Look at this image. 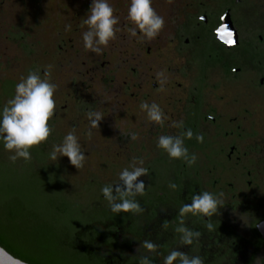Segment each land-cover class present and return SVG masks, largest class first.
Instances as JSON below:
<instances>
[{
    "label": "flooded vegetation",
    "instance_id": "obj_1",
    "mask_svg": "<svg viewBox=\"0 0 264 264\" xmlns=\"http://www.w3.org/2000/svg\"><path fill=\"white\" fill-rule=\"evenodd\" d=\"M168 1L182 21L168 30L162 46L160 36L145 40L144 52L150 56L168 46L171 57L158 66L161 75L140 73V88L149 83L164 113L163 125L147 117L140 125L146 133L137 159L148 174L138 176L145 191L136 200L143 211L113 213L102 193L86 194L85 200L96 201L88 204L75 196L74 206H84L80 216L90 215L77 250H86L94 264H137L142 255L162 264L172 248L199 255L204 264H255L256 257L264 264V238L256 227L264 221V210L258 214L264 190V0ZM227 19L231 27H222ZM149 98L141 94L143 101ZM181 120L183 127H176ZM189 128L193 137L184 145L196 155L191 166L156 145L160 135L183 138ZM204 190L223 193L224 205L210 218L187 214L186 226L201 236L181 245L174 231L178 209ZM209 222L213 230L205 227ZM143 240L156 244V251L143 249Z\"/></svg>",
    "mask_w": 264,
    "mask_h": 264
},
{
    "label": "rangeland",
    "instance_id": "obj_2",
    "mask_svg": "<svg viewBox=\"0 0 264 264\" xmlns=\"http://www.w3.org/2000/svg\"><path fill=\"white\" fill-rule=\"evenodd\" d=\"M160 1L151 0V7L164 18L157 35L164 39L182 17L174 13L172 2ZM108 2L118 24L114 26L115 37L106 46H99L102 51L97 54L83 47L81 36L88 30L83 20L91 0H0V106L12 98L16 83L29 71L38 70L42 78L56 84L54 115L48 121L51 133L40 143L42 150L48 154L66 133L74 131L85 155L78 169L66 156L57 161L48 157L45 164L32 157L28 161L18 158L12 164L11 190L41 215V222L52 223L56 213L53 207L59 203L78 209L77 213L69 210L59 220L58 229L62 226L76 231L90 219V215L80 216L84 206H74L75 196L82 204L96 202L93 198L99 197L103 185L122 183L118 181L121 169L139 167L140 139L146 133L140 125L147 119L140 104L153 103L156 92L149 83L140 88V73L156 75L158 66L171 57L168 46L146 56L143 33L137 29L135 36L130 35L129 30L135 27L127 17L130 0ZM243 14L247 16L245 10ZM66 25H70L68 30ZM143 93L150 98L143 101ZM88 111L101 113L98 127L90 126ZM40 145H33L29 151L40 152ZM2 153L11 162L10 152L3 148ZM60 185L64 193H60ZM48 191L57 199L56 206L47 204ZM90 192L93 198L85 200ZM259 192L258 214L264 210V190ZM237 219L243 226V217Z\"/></svg>",
    "mask_w": 264,
    "mask_h": 264
},
{
    "label": "clouds",
    "instance_id": "obj_3",
    "mask_svg": "<svg viewBox=\"0 0 264 264\" xmlns=\"http://www.w3.org/2000/svg\"><path fill=\"white\" fill-rule=\"evenodd\" d=\"M127 17L135 25L129 30L132 36H135L139 29L146 39L155 38L164 25V18L151 7V0H130ZM83 24L88 26V30L81 34L83 47L99 54L102 51L99 46H106L109 40L115 37L114 26L118 24V17L113 15V8L108 0H91ZM69 28L70 25H66V30ZM94 36L95 41L93 40ZM44 75L47 77V73ZM161 83L163 84V81ZM55 89L56 84L51 83L47 78H42L38 70L29 71L16 83L12 98L0 106V143L3 144L5 150L10 152L8 157L10 161L15 162L18 158L25 161L30 160L29 149L49 137L51 128L48 121L54 115L53 93ZM140 108L146 110L148 120L163 125L164 113L158 104L141 102ZM86 116L91 127H98V122L102 119L100 112L88 111ZM183 124L184 122L181 120L175 126L183 127ZM192 137L193 132L189 128L183 132V138L160 135L156 145L164 150L169 158L181 159L191 166L196 161V155L189 153L188 148L184 145V140ZM134 138L135 136H133ZM195 138L197 142L203 141V136L200 134H197ZM60 156H66L68 162L77 169L83 166L85 155L74 131L66 133L62 142L59 145H53L52 150L48 153L51 161H57ZM146 174H148V169L145 167H132L131 169L125 167L118 174V181H122L123 187L119 183H116L115 186L110 183L101 187L103 198L113 213L143 211L136 197L144 194L145 184L143 181H137L136 178ZM133 181L136 182L133 183ZM169 187L175 189L176 184L169 183ZM222 196L223 193L214 194L207 190L194 192L190 203H184L179 207L174 231L178 234L181 245H191L201 236L199 230L186 226L185 216L191 214L200 215L203 218L212 217L218 212V206L224 205ZM205 227L208 230H213L211 222L207 223ZM256 227H260V225L256 224ZM140 246L148 253H153L157 249V245L151 240L141 241ZM2 256H7L10 260L15 259L3 248H0V257ZM261 259V257H256L255 264H261ZM0 264H4L3 259H0ZM16 264H24V262L16 260ZM137 264H153V260L147 255H142L139 256ZM162 264H204V261L199 255L190 256L187 252L172 248L162 257Z\"/></svg>",
    "mask_w": 264,
    "mask_h": 264
},
{
    "label": "trees",
    "instance_id": "obj_4",
    "mask_svg": "<svg viewBox=\"0 0 264 264\" xmlns=\"http://www.w3.org/2000/svg\"><path fill=\"white\" fill-rule=\"evenodd\" d=\"M3 148L0 143V172L3 175L0 178V246L28 264H94L86 250H77L81 227L76 231L65 227L61 229L62 226L58 229L61 225L59 220L66 217L69 210L77 213L78 209L72 210L70 206H63L61 203L56 206L57 199L51 197L48 191L47 204L56 206L53 207L56 213L51 218L52 223L41 222V215L32 211L11 190V174L15 168L12 161L7 162L5 159ZM38 148L42 154L35 150L30 152L31 157L40 164H45L48 154L42 150L41 145ZM59 191L64 193L62 185L59 186Z\"/></svg>",
    "mask_w": 264,
    "mask_h": 264
},
{
    "label": "water",
    "instance_id": "obj_5",
    "mask_svg": "<svg viewBox=\"0 0 264 264\" xmlns=\"http://www.w3.org/2000/svg\"><path fill=\"white\" fill-rule=\"evenodd\" d=\"M222 27H231V23H230L229 19H227L226 21L223 22ZM231 37H232V41H233V34H232ZM227 41H231V38H229V40H227ZM259 225H260V227H257V228H258L259 233L261 234V236L264 238V221H262L261 223H259ZM0 248H2V247L0 246ZM10 256L13 257V258H15L11 254H10ZM0 259H3L4 264H16V260L22 261V260H20L18 258H15V259L10 260L9 257H7V256H2V257H0ZM24 264H28V263L24 262Z\"/></svg>",
    "mask_w": 264,
    "mask_h": 264
}]
</instances>
